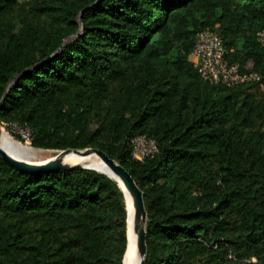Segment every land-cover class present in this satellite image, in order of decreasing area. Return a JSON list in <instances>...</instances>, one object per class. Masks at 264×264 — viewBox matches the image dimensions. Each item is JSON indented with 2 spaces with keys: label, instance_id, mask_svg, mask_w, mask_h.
I'll use <instances>...</instances> for the list:
<instances>
[{
  "label": "trees",
  "instance_id": "trees-1",
  "mask_svg": "<svg viewBox=\"0 0 264 264\" xmlns=\"http://www.w3.org/2000/svg\"><path fill=\"white\" fill-rule=\"evenodd\" d=\"M263 27L264 0H0V124L32 148H96L128 170L145 264H264ZM202 29L261 79L203 80L190 59ZM137 135L152 156L133 157ZM118 184L0 155V264H123Z\"/></svg>",
  "mask_w": 264,
  "mask_h": 264
},
{
  "label": "built area",
  "instance_id": "built-area-1",
  "mask_svg": "<svg viewBox=\"0 0 264 264\" xmlns=\"http://www.w3.org/2000/svg\"><path fill=\"white\" fill-rule=\"evenodd\" d=\"M256 38L264 48V27L256 33ZM226 54L227 49L216 31L202 29L197 32L190 59L203 80L232 87L261 79L258 73L244 72L238 63L229 62ZM131 142L132 155L137 160L150 157L157 151L154 140L145 135H137Z\"/></svg>",
  "mask_w": 264,
  "mask_h": 264
},
{
  "label": "water",
  "instance_id": "water-1",
  "mask_svg": "<svg viewBox=\"0 0 264 264\" xmlns=\"http://www.w3.org/2000/svg\"><path fill=\"white\" fill-rule=\"evenodd\" d=\"M0 130H1V125H0ZM69 152H74V153L82 152L83 155L94 153L96 156H98L99 159H101V161L104 164H106V166L111 170V172L117 177H119L120 180L123 182L124 188H122L119 184L118 185L121 187L124 193V196H125V192H127L131 198V203L133 207V233L135 237V242L138 245V249L140 253V263L139 264H145L146 231H145V227L143 228L138 227V221L140 218L141 220L144 221V226L146 222V211L144 207L142 193L140 189L138 188L135 180L132 178L131 174L119 162H117L116 160L108 156L103 151L96 149V148H85L82 150L68 148L65 150H60L54 157L47 159L46 161H40V162H29V161L16 158L10 155L9 153H7L4 149L0 148V155L7 163L27 173H46V172L64 171L67 169L78 168V167L92 168V167H88V166H84L80 164L68 165L64 163L62 158L66 153H69ZM127 244H128V239H127Z\"/></svg>",
  "mask_w": 264,
  "mask_h": 264
},
{
  "label": "bare ground",
  "instance_id": "bare-ground-1",
  "mask_svg": "<svg viewBox=\"0 0 264 264\" xmlns=\"http://www.w3.org/2000/svg\"><path fill=\"white\" fill-rule=\"evenodd\" d=\"M0 131H1L0 148L4 149L10 155L16 157L15 155H13L12 153L9 152V149H8V146L6 143L8 141H6L5 131L4 130H0ZM77 156H79V157L91 156L92 158H90V160H88L86 162V164H88L92 167H97V168L106 170L111 176H113L119 182L121 187L124 188V184L120 180V178L117 177L116 175H114L111 172V170L106 166V164H104L101 161V159H99L98 156H96L94 153L83 155L82 152H78V153L69 152L63 156L62 160L64 163H66L64 161L65 157H66V160L72 161V158H75ZM16 158H18V157H16ZM125 194L127 197V208H128L129 216H128V244H127L126 252L124 254L123 264H139L140 263V253H139L138 245L135 242V237H134V233H133V207H132L131 198H130L129 194L127 192H125ZM138 227L139 228L144 227V221L141 220V218L138 221Z\"/></svg>",
  "mask_w": 264,
  "mask_h": 264
},
{
  "label": "rangeland",
  "instance_id": "rangeland-1",
  "mask_svg": "<svg viewBox=\"0 0 264 264\" xmlns=\"http://www.w3.org/2000/svg\"><path fill=\"white\" fill-rule=\"evenodd\" d=\"M1 130L5 131L6 141H8L6 143H7L9 152L15 155L16 157H18L19 159L29 161V162L46 161L47 159L54 157L59 152V151H54V150H44V149L32 148L29 145L28 133L26 129H22L17 126H12L8 130L6 127L1 125ZM13 133L20 134L21 138L23 139V142L16 140L15 137L13 136ZM0 134H1V131H0ZM90 158L92 157L91 156H88V157L77 156L75 158H72V161H71V160H66V157H65L64 161L68 165L80 164V165L92 167L86 164V162L90 160ZM92 168H96L101 171L107 172L106 170H103L97 167H92Z\"/></svg>",
  "mask_w": 264,
  "mask_h": 264
}]
</instances>
